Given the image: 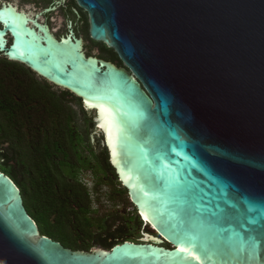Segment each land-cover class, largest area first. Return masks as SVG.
I'll list each match as a JSON object with an SVG mask.
<instances>
[{
	"label": "water",
	"instance_id": "95a60500",
	"mask_svg": "<svg viewBox=\"0 0 264 264\" xmlns=\"http://www.w3.org/2000/svg\"><path fill=\"white\" fill-rule=\"evenodd\" d=\"M76 2L121 67L16 12L23 37L0 20V54L95 112L110 165L162 243L66 248L40 235L0 172V264H264V0Z\"/></svg>",
	"mask_w": 264,
	"mask_h": 264
},
{
	"label": "trees",
	"instance_id": "16d2710c",
	"mask_svg": "<svg viewBox=\"0 0 264 264\" xmlns=\"http://www.w3.org/2000/svg\"><path fill=\"white\" fill-rule=\"evenodd\" d=\"M83 30L88 36L87 25ZM97 45L102 57L119 60L112 49ZM93 118L70 92L0 57V172L19 188L40 235L73 251L138 242L142 226L106 148L90 141ZM85 175L92 177L93 191ZM105 186L112 206L123 211L99 215L93 208L92 192Z\"/></svg>",
	"mask_w": 264,
	"mask_h": 264
},
{
	"label": "rangeland",
	"instance_id": "374dc122",
	"mask_svg": "<svg viewBox=\"0 0 264 264\" xmlns=\"http://www.w3.org/2000/svg\"><path fill=\"white\" fill-rule=\"evenodd\" d=\"M10 3V6H15L16 8L20 9V10H29V11H35L36 13L38 11L36 10H41L44 7H47L46 5L50 4V0H47L45 3L40 2L41 0H39V2H36V0H7ZM6 1V2H7ZM68 2V0H65L63 5H66ZM0 5L5 7V1L4 0H0ZM71 7H73L75 13L73 12V17L75 20H77L78 24L81 21V14L79 12L78 9H76V5H71ZM67 13L64 12V10H61L60 7H58V10L52 11V13L49 14L50 17V26H52V34L57 38V37H64V36H71L72 38H77V39H82L83 41V51L84 54L87 57H93V58H97V59H103L102 61H106V62H110L109 59H104L101 57V53L99 52L98 48L95 47L94 45H92L91 43H98L95 42L93 40L90 39V41L88 40H84L83 36H74L75 33L71 32L70 30V25L68 23V26L65 25L64 21L66 20L68 22L69 18H68V14L71 13L70 12V7L67 6ZM63 9V8H62ZM72 10V9H71ZM80 16L79 18H75V16ZM70 16V14H69ZM72 18V17H71ZM74 29V26L72 27ZM87 29L89 31V18L87 17ZM92 41V42H91ZM107 48V44H104ZM111 64H114V62H110ZM116 65V64H115ZM122 65H120L119 67H121ZM75 109H77L75 107ZM87 113H89L91 116H93V121L95 122V112L93 110H86ZM102 134L100 132L99 129H93V131L91 132V137H90V141L92 142V144H96L97 140L100 141V146L103 147L104 142L102 140ZM83 180L84 182L87 184V186L90 188V190L93 191V180L92 177L90 175H85L83 176ZM108 192H109V187L105 186L102 189H100V192H92V198H93V208L96 211H99V215H105V214H111L114 211H123V207L120 206H112V203L107 199L108 197ZM128 199L130 200L129 196ZM131 202V201H130ZM133 208L132 207H128L126 209V211H132ZM121 214V213H120ZM138 214V212H137ZM137 241H143V242H156V243H162L161 240L157 237V235L154 233V231L151 229L150 226L146 225V222H142V226H141V230L139 231V238L137 239ZM135 242V241H132ZM165 246V245H164ZM167 247V246H165ZM94 248V247H93Z\"/></svg>",
	"mask_w": 264,
	"mask_h": 264
},
{
	"label": "flooded vegetation",
	"instance_id": "af4514ba",
	"mask_svg": "<svg viewBox=\"0 0 264 264\" xmlns=\"http://www.w3.org/2000/svg\"><path fill=\"white\" fill-rule=\"evenodd\" d=\"M5 1V6L7 7V6H9L10 5V3L7 1V0H4ZM7 1V2H6ZM47 0H41L40 2H42V3H45ZM51 2H50V4H48V5H46L47 7H44V8H42L41 10H36V11H38L37 13L35 12V11H33L32 10V14L30 13L31 11H29V10H20V9H18V11L19 12H22V11H24V12H26L27 14L29 13L30 15H31V17H32V19L34 20V21H36V23L37 24H39V25H41V26H47L50 30H52L53 28H52V26H50V17H49V14L50 13H52V11H55V10H58V7H60V9L61 10H64V12H66L67 13V6H69L70 7V12L71 13H69L70 14V16H69V14H68V18H69V20H68V22L65 20L64 21V23H65V25L66 26H68V23H69V25H70V30H71V32H73V33H75L74 34V36L76 35V36H83V38H84V40H88V41H90V38H89V35L87 36V35H85L84 33H83V28L84 27H86V25H87V17H88V14H87V12L86 11H84L83 9H81L78 5H77V2H76V0H68V2L69 3H67L66 5H63V3H64V1L65 0H50ZM36 2H39V0H36ZM76 5V9H78L79 10V12H80V14H81V17L80 16H77V14H76V16H75V18L77 17V18H81V21H80V23L78 24V22H77V20H75L74 19V17H73V12L75 13V11H74V9H73V7H71V5ZM0 8H3V6H1L0 5ZM12 8H16L15 6H12ZM63 8V9H62ZM72 9V10H71ZM72 17V18H71ZM30 25L32 26V27H35L36 28V26H35V24H34V22L32 21H30ZM74 26V29L72 28ZM3 28V25L0 23V29H2ZM52 32V31H51ZM67 36V35H66ZM57 39H60V37H57ZM6 40H7V43H8V46L10 45V43H11V37H10V35L9 34H7L6 35ZM92 42V41H91ZM99 43V42H98ZM97 43V44H98ZM92 45H94L95 47H97L98 48V50H99V52L101 53V51H100V48H99V46L97 45V44H94V42H92L91 43ZM100 44V43H99ZM103 44V43H102ZM114 52V51H113ZM115 53V52H114ZM101 55V54H100ZM0 57L1 58H5V57H3V56H1V54H0ZM101 57H102V55H101ZM102 58H104V57H102ZM6 59V58H5ZM104 59H106V58H104ZM119 59V58H118ZM101 60H103V59H101ZM110 62H114V64H116L117 66H120V65H122V62L120 61V60H113V61H111V60H109ZM119 61L121 62V63H119ZM35 74V73H34ZM36 75V74H35ZM38 77V76H37ZM155 233V232H154ZM150 243H155V244H159V243H156V242H152V241H149ZM161 244V243H160ZM163 245H165V246H167V247H169L167 244H163Z\"/></svg>",
	"mask_w": 264,
	"mask_h": 264
},
{
	"label": "bare ground",
	"instance_id": "6f19581e",
	"mask_svg": "<svg viewBox=\"0 0 264 264\" xmlns=\"http://www.w3.org/2000/svg\"><path fill=\"white\" fill-rule=\"evenodd\" d=\"M11 12H16V13H22V14H24L26 17V19L28 20V21H33L34 23L36 22V21H34L33 19H32V17H31V15L28 13H26V12H24V11H22V12H19L18 11V9L17 8H15V9H11V7L9 8V9H7V8H3V11L0 13V20L3 22V23H5V24H8V23H10V24H12L13 26H15V29H16V31H17V34L19 35V36H22L23 37V35H22V33H21V29H20V25L23 23V21L22 20H19L17 17H15V16H12L10 13ZM31 14L33 13L32 11L30 12ZM27 20H25L26 22L25 23H28V21ZM27 26L31 29V28H33L29 23L27 24ZM42 28H40V30H41ZM41 34V33H40ZM27 38H28V41H34V35L33 34H30V35H28V36H26ZM1 41V40H0ZM69 41V40H68ZM65 43H67V41L65 42ZM17 45H18V43H17ZM19 50V49H18ZM10 57L12 58L13 56L12 55H10ZM140 216H141V219H143V222H147V219L140 213Z\"/></svg>",
	"mask_w": 264,
	"mask_h": 264
},
{
	"label": "clouds",
	"instance_id": "9594fccd",
	"mask_svg": "<svg viewBox=\"0 0 264 264\" xmlns=\"http://www.w3.org/2000/svg\"><path fill=\"white\" fill-rule=\"evenodd\" d=\"M139 215V214H138ZM139 217H140V219H141V216L139 215ZM141 221L143 222V219H141ZM33 222H34V220H33ZM35 223V222H34ZM36 224V223H35ZM146 225H148L149 226V224L146 222ZM37 226V225H36Z\"/></svg>",
	"mask_w": 264,
	"mask_h": 264
},
{
	"label": "snow or ice",
	"instance_id": "6c2138e0",
	"mask_svg": "<svg viewBox=\"0 0 264 264\" xmlns=\"http://www.w3.org/2000/svg\"><path fill=\"white\" fill-rule=\"evenodd\" d=\"M103 111V109H101Z\"/></svg>",
	"mask_w": 264,
	"mask_h": 264
}]
</instances>
